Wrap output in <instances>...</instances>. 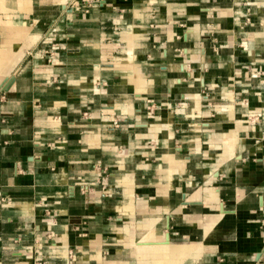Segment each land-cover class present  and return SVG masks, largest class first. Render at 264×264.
I'll return each mask as SVG.
<instances>
[{
    "label": "crops",
    "instance_id": "obj_1",
    "mask_svg": "<svg viewBox=\"0 0 264 264\" xmlns=\"http://www.w3.org/2000/svg\"><path fill=\"white\" fill-rule=\"evenodd\" d=\"M0 264H264V0H0Z\"/></svg>",
    "mask_w": 264,
    "mask_h": 264
},
{
    "label": "bare ground",
    "instance_id": "obj_2",
    "mask_svg": "<svg viewBox=\"0 0 264 264\" xmlns=\"http://www.w3.org/2000/svg\"><path fill=\"white\" fill-rule=\"evenodd\" d=\"M150 238H152V237H150ZM156 243H158V244H165L164 243V240L161 241V242H152V241L151 242H145L143 244H147V245H141V247L139 249V253L140 254H147L149 252V249L152 248V247H154ZM154 253L155 254H160L158 256L160 259L163 258V255H162L163 254V248L162 247H156V248H154Z\"/></svg>",
    "mask_w": 264,
    "mask_h": 264
},
{
    "label": "water",
    "instance_id": "obj_3",
    "mask_svg": "<svg viewBox=\"0 0 264 264\" xmlns=\"http://www.w3.org/2000/svg\"><path fill=\"white\" fill-rule=\"evenodd\" d=\"M13 78H14V75L9 77L8 81L6 82V84L2 87V90H5V89L8 88V85L13 80ZM166 226L167 227L169 226L168 218H167ZM164 238H165V243H167L169 241V233L167 231L165 232V237Z\"/></svg>",
    "mask_w": 264,
    "mask_h": 264
}]
</instances>
